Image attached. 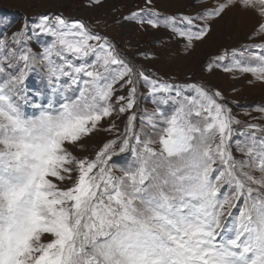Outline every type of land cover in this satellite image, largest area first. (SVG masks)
<instances>
[{"label":"snow or ice","instance_id":"obj_1","mask_svg":"<svg viewBox=\"0 0 264 264\" xmlns=\"http://www.w3.org/2000/svg\"><path fill=\"white\" fill-rule=\"evenodd\" d=\"M231 8L254 11L264 34V0H218L179 17L186 30L176 16L146 23L190 48ZM197 19L205 23L192 30ZM36 28L52 37L39 53L0 39V264H264V127L249 124L260 135L233 148L240 122L218 91L146 75L81 21L43 15ZM237 51L224 70L264 82V46ZM37 66L48 83L33 93ZM141 81L156 105L144 115L149 130H135L133 113L94 157L76 155L85 138L116 131L102 122L134 108ZM120 154L132 156L127 167Z\"/></svg>","mask_w":264,"mask_h":264},{"label":"rangeland","instance_id":"obj_2","mask_svg":"<svg viewBox=\"0 0 264 264\" xmlns=\"http://www.w3.org/2000/svg\"><path fill=\"white\" fill-rule=\"evenodd\" d=\"M218 0H0V39H6L15 49H32L33 53L42 52L51 43L52 37L36 28L40 18L47 15L49 19L62 16L72 21H81L87 28L102 36L108 37L118 51L130 59L146 75L177 86L202 84L213 92L221 94L222 101L231 110L233 118L239 124L232 146L236 140L244 142L247 133L256 132L249 124L264 127V82L256 80L250 73L237 70L225 71L236 60L241 59L239 51L233 56V49L242 46H264V34L256 35L260 17L252 10L231 8L223 14L222 19L211 23L208 34L192 47H186V38L172 32L170 28L160 26L153 28L147 20L176 16L177 27L186 30L187 26L179 23V17H195L202 13L206 6H215ZM205 21H194L196 27L203 26ZM24 29V37L20 44L11 40L12 33ZM259 52V48L253 49ZM227 53V55H225ZM225 55L223 60L218 57ZM247 56V54H245ZM251 58V57H248ZM37 66L29 72L26 86L30 92L48 81ZM128 86L119 89L116 95L127 96ZM185 94H188L185 92ZM136 105L129 112L113 114L102 122L106 129L113 122L116 131L100 130L85 138L80 145L72 149L78 156L94 157L95 152L107 140L117 133H124L128 116L135 113L134 127L139 133L148 131L145 113L156 109L149 87L141 81L137 85ZM171 111L172 106H161ZM118 111V109H117ZM239 159L242 154L234 152ZM118 166L127 167L132 162L130 154L113 157ZM258 175V173H257Z\"/></svg>","mask_w":264,"mask_h":264}]
</instances>
